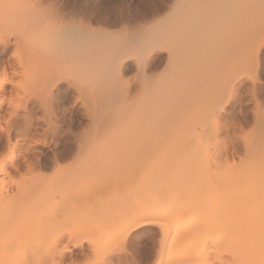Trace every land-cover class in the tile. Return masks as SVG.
I'll use <instances>...</instances> for the list:
<instances>
[{"label": "bare ground", "instance_id": "bare-ground-1", "mask_svg": "<svg viewBox=\"0 0 264 264\" xmlns=\"http://www.w3.org/2000/svg\"><path fill=\"white\" fill-rule=\"evenodd\" d=\"M173 1L116 32L0 0V264H264L260 84L229 111L264 0Z\"/></svg>", "mask_w": 264, "mask_h": 264}, {"label": "rangeland", "instance_id": "rangeland-1", "mask_svg": "<svg viewBox=\"0 0 264 264\" xmlns=\"http://www.w3.org/2000/svg\"><path fill=\"white\" fill-rule=\"evenodd\" d=\"M51 2L54 4V6L56 7V9H58V12H59V14H60V16H62V17H66L65 18V20L66 19H69L70 20V18H72L71 20H75V19H85L84 21H86V22H88L89 24H91L93 27H99V26H101L103 29H110V31H116L117 32V30H119V32H122V28H125V29H132V28H134V27H137V26H139L141 23L140 22H144L145 23V21L144 20H146L147 18H148V20H149V18H151L150 20H152L153 19V17L154 18H159V17H162V16H164L166 13H168L167 11H168V8H169V6H171V5H173V3H174V1L173 0H51ZM173 2V3H172ZM166 4H167V6H166ZM168 4H170V5H168ZM165 9H164V8ZM168 7V8H167ZM164 11H165V13H164ZM63 15H65V16H63ZM148 15H151V16H148ZM161 15V16H160ZM68 16V17H67ZM75 16V17H74ZM139 16V17H138ZM141 16H143V17H141ZM148 16V17H147ZM137 17V18H136ZM141 17V18H140ZM145 18V19H144ZM137 19V21H135ZM143 19V20H142ZM67 21V20H66ZM131 21V22H130ZM148 22V21H147ZM128 23H129V25H128ZM136 23H138V24H136ZM143 23V24H144ZM132 24V25H131ZM100 27V28H101ZM127 27V28H126ZM106 29V30H107ZM121 29V30H120ZM118 32V33H119ZM257 33V32H256ZM255 33V34H256ZM255 34H253V35H255ZM257 37H259V35L257 36ZM255 38H256V36H255ZM252 39H253V41H256L257 39H255L254 40V38L252 37ZM252 41V42H253ZM255 43V42H254ZM264 43L262 44V47H261V51H262V53H260V61L258 62L259 64H258V66L257 65H253V67L250 69L251 71H249L250 73H248V75H247V77L245 76L243 79L245 80V85H244V83H243V85H242V87H241V90H240V92H243L244 93V91L245 92H247V93H244V96H242L243 95V93H242V95H241V97H242V100H241V98H236V97H238V94H240V93H238L233 99L234 100H231V102H229L230 103V105H232L231 107H229L230 105H229V103H228V107H229V111H231V113H234L233 115L235 116L236 114H237V112H238V116L236 115V118L237 117H239V118H241V119H239V120H241V121H244L245 119L247 120L249 117H250V115L252 114V113H249L250 111H251V109H253L254 108V106H255V103L257 102V101H255V100H257V98H255V97H259V96H257V94H259V92H260V94L262 93V92H264ZM255 50V49H254ZM262 56V57H261ZM262 59V60H261ZM247 78V79H246ZM243 80V81H244ZM247 80V81H246ZM252 82H256L257 83V85L258 84H260L257 88L258 89H256V92L258 91V93L257 94H255L254 96H253V91H254V86H253V88H252ZM255 83V84H256ZM247 84V85H246ZM256 85V86H257ZM244 86H245V89H246V87H248L247 89H249V90H244L243 91V88H244ZM255 86V87H256ZM263 86V87H262ZM261 87H262V89H261ZM253 89V90H252ZM262 91V92H261ZM255 92V93H256ZM247 95V96H246ZM250 95V96H249ZM239 97H240V95H239ZM244 97V98H243ZM253 97V98H252ZM235 98H236V100H235ZM251 98V99H250ZM239 99V100H238ZM241 100V101H240ZM244 101V102H243ZM259 101H261L262 103H264V94L262 93V97L260 96V100H258V102L257 103H259ZM238 102V103H237ZM248 102H250L249 104H248ZM261 102H260V106H264V104H262L261 105ZM232 103V104H231ZM235 103V104H234ZM243 103V104H242ZM252 103V104H251ZM239 104H240V106H239ZM241 104H242V106H241ZM245 104H246V107H247V109L249 110L248 111V113L247 114H245L246 115V117L245 116H243L244 115V112L247 110L246 108H244V106H245ZM248 104V105H247ZM237 106V107H235V106ZM244 105V106H243ZM257 105V104H256ZM6 106H7V104L6 103H4V105H3V108L5 109L6 108ZM233 107H235V108H233ZM239 107H242L241 109L242 110H244V111H242ZM252 107V108H251ZM256 107V106H255ZM231 108V109H230ZM251 108V109H250ZM262 108V107H261ZM237 109H240V111H242L243 112V114H241V113H239V110H237ZM246 109V110H245ZM233 111V112H232ZM237 111V112H236ZM253 111V110H252ZM241 116H240V115ZM242 116H243V118H245L244 120H242L243 118H242ZM250 119H251V117H250ZM247 127H248V125H246V129L245 130H247ZM251 127V126H250ZM250 127H248V130H249V128ZM250 131V130H249ZM246 132H248V131H246ZM241 143V142H240ZM239 142L237 143L238 145L240 144ZM225 145V144H224ZM237 145V146H238ZM240 145H242V144H240ZM224 147V146H223ZM240 148V147H239ZM241 152L243 151V149L241 148V150H240ZM240 151L238 152V154L236 155L235 154V152L234 151H231L230 150V153H229V155H227V156H225L224 154V158L226 157V159H224V158H222V162H223V164L224 165H226L227 166V161H228V163H229V160L231 161L230 163H232V161L235 159V158H238V157H240V158H245V157H248L247 155V153H241V154H239L240 153ZM245 151V150H244ZM231 155V156H230ZM239 155V156H238ZM208 156V155H207ZM236 156H238V157H236ZM201 158H203V156H200ZM206 157V156H205ZM230 157V158H229ZM207 158V157H206ZM200 159V158H199ZM204 159V158H203ZM202 159V160H203ZM216 159V158H215ZM204 160H207V159H204ZM201 161V160H200ZM64 162V163H63ZM66 161H62V162H60V164H62V165H64V164H66L65 163ZM204 162H206V161H204ZM221 162V161H220ZM222 164V163H221ZM243 165L245 164V162L243 161V163H242ZM51 167H46L45 169H42V170H40L39 171V174L40 175H42L41 173L43 172V177L44 178H50L52 175H53V173H54V169H53V167L50 169ZM48 170V171H47ZM24 175H23V174ZM45 173V174H44ZM52 173V174H51ZM25 171H22L21 172V174H20V176H19V174L17 175H15V176H19L18 177V179L20 178V179H22V177H24L25 176ZM50 174V175H49ZM23 175V176H22ZM26 176H28V175H26ZM25 176V177H26ZM114 176V175H113ZM116 176V175H115ZM107 178H109V176L107 177ZM111 178V177H110ZM115 178H118V176H116V177H114V178H112V179H115ZM29 179V178H28ZM27 181V180H26ZM28 182H29V180H28ZM25 184H26V182H25ZM86 185V184H85ZM84 185V186H85ZM89 185H91V183H89ZM87 186H88V184H87ZM88 188V187H87ZM93 189V188H92ZM88 190H91V188L90 189H88ZM142 204H144V202L142 201L141 202V205ZM74 217V216H73ZM72 217V219H74ZM144 236V237H143ZM142 237L143 238H146V237H148V236H145V235H143ZM76 262H78V263H81L80 261H76Z\"/></svg>", "mask_w": 264, "mask_h": 264}]
</instances>
